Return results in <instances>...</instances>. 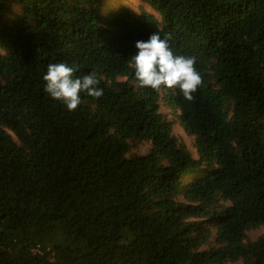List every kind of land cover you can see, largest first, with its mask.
I'll return each mask as SVG.
<instances>
[{"label":"trees","instance_id":"1","mask_svg":"<svg viewBox=\"0 0 264 264\" xmlns=\"http://www.w3.org/2000/svg\"><path fill=\"white\" fill-rule=\"evenodd\" d=\"M105 1L0 0V264H264V0ZM157 32L196 57L191 102L135 79ZM57 62L104 95L68 111Z\"/></svg>","mask_w":264,"mask_h":264},{"label":"clouds","instance_id":"2","mask_svg":"<svg viewBox=\"0 0 264 264\" xmlns=\"http://www.w3.org/2000/svg\"><path fill=\"white\" fill-rule=\"evenodd\" d=\"M170 37H161L159 32L150 35L147 41L139 40L137 52L131 57L134 76L139 86L160 92L162 88L179 90L184 100L191 102L194 93L203 85L196 68L195 56L175 55L169 44ZM76 69L65 62L49 63L44 91L61 102L68 111L81 105V93L99 99L104 95L101 80L95 71L81 77ZM186 133V132H185Z\"/></svg>","mask_w":264,"mask_h":264},{"label":"rangeland","instance_id":"3","mask_svg":"<svg viewBox=\"0 0 264 264\" xmlns=\"http://www.w3.org/2000/svg\"><path fill=\"white\" fill-rule=\"evenodd\" d=\"M122 4V5H127V6H130V7H133L135 9H139L140 7H148L150 11H152L153 13H155L157 16L158 14L156 12H154L152 10L151 7H149L148 5H145L144 3H141L139 0H106L105 1V9L106 11H110V10H113L117 7H119V5ZM165 112L168 113L170 110L168 108H166L165 106L163 107ZM169 119L173 122V133L176 137H178L180 140H182L188 147V149L194 154L195 158H197V152L193 146L194 144V139L189 137L183 127L181 126V123L180 121L175 119L173 120L171 117H169ZM149 149V146L148 145H144L142 148H141V152L143 154H145L147 152V150ZM264 235V229H260L256 232H253V233H250V237L255 240L257 239L258 237Z\"/></svg>","mask_w":264,"mask_h":264}]
</instances>
